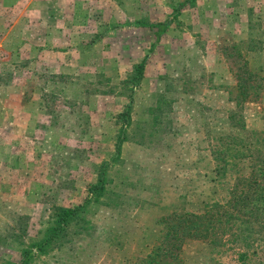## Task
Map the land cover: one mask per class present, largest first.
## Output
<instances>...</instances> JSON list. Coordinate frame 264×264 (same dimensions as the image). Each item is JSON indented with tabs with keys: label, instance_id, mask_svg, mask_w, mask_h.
Masks as SVG:
<instances>
[{
	"label": "rangeland",
	"instance_id": "obj_1",
	"mask_svg": "<svg viewBox=\"0 0 264 264\" xmlns=\"http://www.w3.org/2000/svg\"><path fill=\"white\" fill-rule=\"evenodd\" d=\"M183 1L0 0V264H18L57 208L84 202L148 54L106 194L31 264L141 261L169 215L225 202L249 173L242 162L218 176L220 137H252L264 155V84L240 106L236 88L245 64L264 77V0H197L159 40L135 24ZM238 232L188 239L174 264H264V217Z\"/></svg>",
	"mask_w": 264,
	"mask_h": 264
},
{
	"label": "trees",
	"instance_id": "obj_2",
	"mask_svg": "<svg viewBox=\"0 0 264 264\" xmlns=\"http://www.w3.org/2000/svg\"><path fill=\"white\" fill-rule=\"evenodd\" d=\"M197 0H185L174 8V15L164 21L148 22L138 20L135 24L156 29V39L167 31L174 19H177L182 9L188 4H195ZM150 55L134 67V74L130 83L129 102L118 116L119 129L116 137L115 151L110 159L105 160L98 168V178L88 188V195L84 202L70 207H59L55 212V219L47 228L44 236L33 240L30 246L22 252V259L18 264H31L37 254H44L51 250L56 243L65 236L71 223L81 218L88 207L99 200L107 192L110 181V167L122 158L123 145L129 140L128 131L132 125L134 93L144 79L145 69ZM238 102L240 106L247 99H252L256 86L263 85L264 77H258L245 64L237 75ZM257 80V81H256ZM254 82H259L255 84ZM260 147L252 140L239 139L234 135L219 138L215 147L214 157L217 162L218 176H226L229 168L248 162V174L238 173L235 182L229 189V199L225 202L215 201L206 203L199 211H184L169 215L166 221L168 228L158 239V243L147 254L146 258L134 264H174L180 256L188 239L207 240L211 243L224 245L236 236H241L238 230L242 226L253 227L264 217V155Z\"/></svg>",
	"mask_w": 264,
	"mask_h": 264
}]
</instances>
